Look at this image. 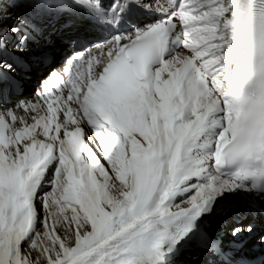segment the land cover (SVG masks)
Wrapping results in <instances>:
<instances>
[{
  "label": "snow or ice",
  "instance_id": "snow-or-ice-1",
  "mask_svg": "<svg viewBox=\"0 0 264 264\" xmlns=\"http://www.w3.org/2000/svg\"><path fill=\"white\" fill-rule=\"evenodd\" d=\"M208 258L264 264V0H0V264Z\"/></svg>",
  "mask_w": 264,
  "mask_h": 264
},
{
  "label": "bare ground",
  "instance_id": "bare-ground-1",
  "mask_svg": "<svg viewBox=\"0 0 264 264\" xmlns=\"http://www.w3.org/2000/svg\"><path fill=\"white\" fill-rule=\"evenodd\" d=\"M250 239V238H249Z\"/></svg>",
  "mask_w": 264,
  "mask_h": 264
}]
</instances>
